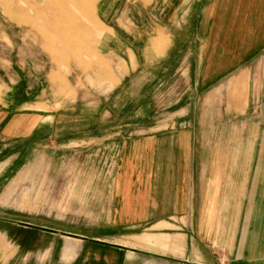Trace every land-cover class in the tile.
<instances>
[{
	"label": "crops",
	"instance_id": "0c3cea01",
	"mask_svg": "<svg viewBox=\"0 0 264 264\" xmlns=\"http://www.w3.org/2000/svg\"><path fill=\"white\" fill-rule=\"evenodd\" d=\"M145 1L117 0L115 15L107 8L106 19L97 14L101 49L116 32L136 39L149 30L140 52L131 42L110 51L121 73L141 74L143 57L168 71L179 56L178 70H199L196 85L213 89L199 109L177 112L169 128L149 126L124 138L110 212L98 223L107 231L60 225L45 232L27 208L16 207L15 220L0 210V264H264V121L249 113L251 85L261 82L253 65H264V0ZM28 90L25 80L0 76V196L31 159L36 133L51 126L45 104ZM221 92L214 108L210 98ZM258 92L264 98V84ZM10 226L18 230L12 237Z\"/></svg>",
	"mask_w": 264,
	"mask_h": 264
},
{
	"label": "rangeland",
	"instance_id": "374dc122",
	"mask_svg": "<svg viewBox=\"0 0 264 264\" xmlns=\"http://www.w3.org/2000/svg\"><path fill=\"white\" fill-rule=\"evenodd\" d=\"M65 1L0 0L1 79L14 83L25 80L30 96L34 94L32 100L44 103L51 115V126L36 133L31 159L19 165L21 176L6 180L8 188L14 185V191L9 199H4L8 188L0 196V203L6 207L0 210L15 220V208H27L31 217L40 219L37 227L45 232L62 225L77 233L93 234L108 230L98 223H103L101 219L110 212L114 163L120 158L124 138L149 126L169 128L177 112L199 109L214 86H197V69L178 70L179 56L168 71L159 70L158 65L153 69L151 58L146 61L143 57L141 74L124 75L120 60H113L110 51L131 42L140 52L152 37L146 34L149 30L140 32L136 39L132 34L116 32L109 49L103 51L105 29L98 23L97 14H104L107 8L115 15L117 0H77L80 6L69 8L64 7ZM108 18V23L115 25ZM181 41L186 40H178L179 48ZM12 67L13 74L8 72ZM258 74L261 82L251 85L249 113L264 121V98L260 99L258 92L264 84L262 62L253 65L254 78ZM7 91V87L2 90ZM223 97L221 92L217 99L210 98V104L220 107ZM15 185H22L19 193ZM9 230L11 237L18 231L14 226ZM219 264L230 262L220 260Z\"/></svg>",
	"mask_w": 264,
	"mask_h": 264
},
{
	"label": "bare ground",
	"instance_id": "6f19581e",
	"mask_svg": "<svg viewBox=\"0 0 264 264\" xmlns=\"http://www.w3.org/2000/svg\"><path fill=\"white\" fill-rule=\"evenodd\" d=\"M76 1L77 0H66L65 1V6L64 7H66V8H69V7H75V5L76 4H78L79 5V3L77 2L76 3ZM84 1H86V0H84ZM84 1H83V3H84ZM50 3L52 4L53 2L52 1H50ZM86 3V2H85ZM54 4V3H53ZM81 4V3H80ZM87 4H88V2H87ZM70 5V6H69ZM80 6V5H79ZM85 6H86V4H85ZM91 6V5H90ZM87 7H89V4H88V6ZM50 8V7H49ZM82 9V8H81ZM71 10V9H70ZM82 11V10H81ZM84 13V12H83ZM90 13V12H89ZM73 14H74V12H73ZM85 14H87V13H85ZM84 15V14H83ZM51 19V18H50ZM53 21V20H52ZM80 21V20H79ZM49 22V21H48ZM46 23H47V21H46ZM51 23H53V22H51ZM51 23H49V24H51ZM55 23H57V22H55ZM55 25H57V24H55ZM66 26V25H65ZM52 28V27H51ZM56 28V27H55ZM53 29V28H52ZM54 31V30H53ZM52 32V31H51ZM56 32V31H55ZM54 32V33H55ZM58 32V31H57ZM60 33V32H59ZM61 34V33H60ZM73 35V37H74V34H72ZM52 36H55V35H52ZM60 36V35H59ZM77 37V36H76ZM85 38V37H84ZM57 40V39H56ZM58 40H60V39H58ZM62 40V39H61ZM75 40V39H74ZM78 40V39H77Z\"/></svg>",
	"mask_w": 264,
	"mask_h": 264
}]
</instances>
